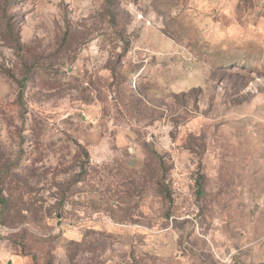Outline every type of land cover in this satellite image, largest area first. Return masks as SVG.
Returning <instances> with one entry per match:
<instances>
[{"label": "rangeland", "instance_id": "1", "mask_svg": "<svg viewBox=\"0 0 264 264\" xmlns=\"http://www.w3.org/2000/svg\"><path fill=\"white\" fill-rule=\"evenodd\" d=\"M0 227V264H264V0H0Z\"/></svg>", "mask_w": 264, "mask_h": 264}, {"label": "trees", "instance_id": "2", "mask_svg": "<svg viewBox=\"0 0 264 264\" xmlns=\"http://www.w3.org/2000/svg\"><path fill=\"white\" fill-rule=\"evenodd\" d=\"M22 88H19V91H18V97H17V101H21V98H22ZM156 157V160H157V163H158V166H159V169L162 170L164 168V164L163 162L161 161V158H159L158 156L154 155Z\"/></svg>", "mask_w": 264, "mask_h": 264}, {"label": "built area", "instance_id": "3", "mask_svg": "<svg viewBox=\"0 0 264 264\" xmlns=\"http://www.w3.org/2000/svg\"><path fill=\"white\" fill-rule=\"evenodd\" d=\"M4 232V228L0 227V235H2Z\"/></svg>", "mask_w": 264, "mask_h": 264}]
</instances>
